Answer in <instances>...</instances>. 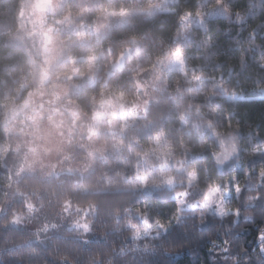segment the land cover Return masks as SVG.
I'll return each instance as SVG.
<instances>
[{
  "label": "trees",
  "instance_id": "obj_1",
  "mask_svg": "<svg viewBox=\"0 0 264 264\" xmlns=\"http://www.w3.org/2000/svg\"><path fill=\"white\" fill-rule=\"evenodd\" d=\"M24 1L0 0V264H236V257L239 258V264H264V252L259 251L260 242L257 240L258 234L264 229V211L257 208L255 213L244 212V216L254 215L255 218L252 222L241 219L238 226L231 225V218L220 221L214 213H209L201 222L197 218L199 210L192 212L186 208L184 212L177 211V194L185 190V174L175 173V186L158 187L151 194L146 193L136 179L145 168L140 153L152 143L151 137L158 133L168 136V147L178 159L185 158L187 147L186 158L190 167L199 170L200 184L188 197L189 203L200 199V194L206 190L209 182H219L232 175L239 177L243 188L248 178L238 170L241 166L247 170L250 165L256 173L264 167L261 162L264 158L253 151L257 140H264V98L256 94L264 91V70L253 62L252 53H248V68L242 74L240 65L244 49L249 47L246 43L248 32L264 22V13L254 12L243 29L234 17L229 19L222 15H210L207 18V32L197 26L193 17L192 26L188 29L192 39L184 47L186 54L191 57L189 69L193 66L203 69L197 75L204 77V89L199 94L188 92L187 88L194 85L185 84L184 77L178 71L167 73L165 83L160 85L162 91L153 92L151 89L153 102L149 118L156 124L151 134L145 128V121L138 120L123 136L100 138L99 144L107 148L109 155L105 160H95L92 171L86 174L73 172L48 176L38 171L17 178L27 157L29 140L7 131V107L4 104L14 90H18V75L29 79L31 89L37 90L41 86L43 73L40 60L42 45L17 24ZM126 1L134 3V0H75L71 6L69 2L58 18L72 8L81 16L70 20L79 28L76 33L62 34V38H69V41H64L65 58L71 61L97 54L100 46L105 47L101 42L111 38L118 42L128 35L138 39L159 37L167 44V49L172 45L176 33L181 31L178 17L184 9L191 8L195 12L202 5V11L210 12L214 4V0H173L162 4L164 12L153 9L154 14L148 15V8L128 9ZM138 1L143 4V0ZM225 2L235 11L237 8L245 9L248 0ZM114 6H121V9H128L130 15L133 14L130 18V15L125 17L126 25L119 23L108 35L100 32L99 39L95 33L89 34L87 30H82L84 24L97 22L94 16L98 10L106 11ZM87 11L90 12L86 14ZM70 14L74 16L73 12ZM261 35H264V29ZM205 42L211 43L210 50L203 46ZM256 43L262 41L258 39ZM109 48L113 46L109 45ZM209 51L214 54L209 55ZM101 54L106 58L104 52ZM256 59L259 60L258 53ZM221 64L223 67H218ZM233 68L236 73L230 74ZM221 75L224 76L223 87L226 91L216 94L210 78L216 77L218 81ZM177 85L183 90L181 94L176 92ZM124 87L122 85L119 89ZM234 94L240 97L238 101L228 99ZM210 95H214L215 100L212 107L208 108L205 105ZM169 97L174 99L170 100ZM157 101L160 103L157 104ZM189 106L193 108V119L189 127L181 129L179 114ZM197 106L201 108L199 118L194 113ZM162 111L171 115L163 129L159 123ZM229 113L236 114L231 128L227 124ZM217 121L220 123L216 125V131L225 135L232 130L240 133L237 143L242 151L240 159L233 162L236 171H231L230 166L218 169L210 155L215 149V141L205 132V126ZM196 124L201 127L197 129L194 126ZM138 137L139 143L136 142ZM193 157L197 159L193 161ZM167 174L169 172L163 173ZM159 177L156 173L155 179ZM251 182H258V178L253 176ZM261 191L264 192V189ZM28 204L33 205L32 210L27 207ZM68 204L83 210L90 208L87 216L90 230L87 233L56 229L40 237L30 226L11 225L14 216L45 225L57 220ZM228 205L231 209H243L244 199L233 198ZM144 209L150 213L151 224L155 225L159 221L169 229L167 234L157 233L156 229L140 240L132 239L129 223L136 224L142 232L143 225L136 212ZM177 216L183 217L179 225ZM156 235L161 238L153 239ZM225 239L230 244L226 246L230 248L228 253L223 252Z\"/></svg>",
  "mask_w": 264,
  "mask_h": 264
},
{
  "label": "rangeland",
  "instance_id": "obj_2",
  "mask_svg": "<svg viewBox=\"0 0 264 264\" xmlns=\"http://www.w3.org/2000/svg\"><path fill=\"white\" fill-rule=\"evenodd\" d=\"M74 1L51 0V5H49L48 0H25L18 17V27L27 31L33 39L42 45L40 60L42 61L43 73L41 86L37 90L31 89L29 79L18 75L17 78L20 81L17 85L18 90H14L11 98L4 104L7 107L5 116L7 131L22 135L23 138L29 140L27 142V157L19 169L17 178L38 171L48 176L73 172L86 174L92 171L95 160H105L107 158L109 151L99 144L100 138L108 135L123 136L129 127L138 120H130L125 124L121 119H113L110 113L113 110L119 111V109H113L107 105L101 107V93H104L105 98H107L109 94L123 92L129 102L136 101L142 104L145 99L149 98L153 102L152 83L160 66L156 65L155 69L152 66L155 64L157 57L162 56L167 47L164 40L155 36L141 38L144 49L139 57L134 54L127 61L124 69L112 77H109L107 73L114 61L113 58L125 46L124 42L130 38V35L121 38L118 42H115L112 38L101 42L105 44V47L104 45L100 46L98 53L95 54L100 59L94 68L90 69L86 58L69 61L65 58L66 46H64V41H69V38H62V34L76 33L79 28L73 25L70 20L77 19L81 15L77 11L74 12L75 8H72L63 17L58 18V16L66 10L69 2L73 6ZM133 2L131 4L126 1L128 9L131 7H138L141 10L148 8L149 12L151 6L152 10L155 9L162 13L164 12L162 4L171 3L173 0H143V4L138 0ZM120 9L121 6H114L106 11L104 9L98 10V13L94 16V20L97 22L95 24H84L82 30H87L89 34L95 33L96 35L97 30H99V34L100 32L102 34L106 32L107 35L111 34L119 23L125 22L122 25H126V19L119 15H105V13L119 11ZM71 12L74 13V16L70 14ZM89 12L87 11L86 14ZM92 12L94 11L92 10ZM49 28L53 29L49 33L53 39L49 45L50 51L46 52L42 43V33L47 32ZM116 33H119V31H116ZM97 38L99 39L100 35ZM109 45L113 46L111 53L108 52ZM102 52L106 54V58H103ZM73 61L77 65L71 67L74 64ZM81 73H84V75L81 76ZM134 75L136 76L135 79H139L145 85L146 95L137 93L134 81H127L132 79ZM144 75H147V77H144ZM69 76L73 79H68ZM122 85H125V87L119 89ZM94 113H99L101 120H94ZM173 154L174 162L178 158H176L175 153ZM144 161L145 168L140 176L148 177V189L144 188L148 194H151L158 187H164L160 185L161 177L165 176L163 173L169 172L167 175L171 176L178 173L175 168L171 171H161L160 161L154 157L147 161L144 159ZM156 173L160 176L159 179H155ZM228 179L216 181L215 183H223ZM178 199H183V197ZM89 213L90 208L83 210L71 207L68 204L57 220L45 225H40L37 222L33 223V221L26 218H19L18 223H12L11 225L14 227L30 226L37 231L40 237L44 233L56 229L76 230L85 234L87 232L78 225L88 224L87 216ZM153 230H156V224H151V230L147 235ZM141 234L145 236L143 231Z\"/></svg>",
  "mask_w": 264,
  "mask_h": 264
},
{
  "label": "snow or ice",
  "instance_id": "obj_3",
  "mask_svg": "<svg viewBox=\"0 0 264 264\" xmlns=\"http://www.w3.org/2000/svg\"><path fill=\"white\" fill-rule=\"evenodd\" d=\"M49 5H51V0H48ZM219 9V12L217 11ZM47 10V9H45ZM264 13V0H248V3L245 5V9L237 8L233 11V8L230 4L226 3L225 0H214V4L211 8L210 12L202 11V5L198 6L193 12L191 8L184 9L179 17L178 23L180 30L173 38V43L167 49L164 50L162 56L157 57L155 64H153V69L156 68V65L160 66L158 72H156L155 79L152 83V91L159 92L162 91L160 85L165 83L166 75L172 71H178L184 77V83L188 85H194L193 87L187 88L188 92H195L199 94L204 89V85L206 83L203 76L197 75V72H202V68L198 66H193L191 69L188 67V61L191 59L186 54L184 44L191 42V36L188 32V29L192 26L191 21L193 17L196 19L197 26L207 32V18L211 15H222L229 19L235 18V22L240 24L242 29L245 25L248 24V21L252 18L254 12ZM154 10L151 9L148 12V15H153ZM105 15H119L121 17H128L130 13L126 9H120L119 11H111L109 13H105ZM58 23H60L58 21ZM125 23V22H122ZM264 29V22L258 24L256 27L251 28V31L248 32L246 43L249 45L248 48L244 49V54L241 57L240 65H241V74L247 70L248 68V53H252L253 62L257 64V66L264 70V35H261V30ZM53 29L49 28L47 32L42 33L44 37V50L46 52L50 51L49 45L52 43V37L49 35ZM97 35H99V30H97ZM261 40L262 43L257 44V40ZM125 46L118 53L115 60L112 62L111 67L107 73L109 77H112L117 72H120L124 69L127 61L131 59V57L135 54L139 57L141 51L143 50V44L141 39L133 36L124 42ZM206 49L210 50L212 48L211 43H204L203 45ZM111 48L108 49V52L111 53ZM257 53L259 54V60L256 59ZM209 51V55H213ZM100 58L96 56L94 53L89 54L86 57V62L91 68H94L96 63ZM167 61V63H165ZM75 63V61H73ZM218 67H223V65H218ZM189 72H191V76H189ZM235 69H230V74H235ZM73 79V77H70ZM215 87L213 88V92L224 93L226 89L223 87L224 76L221 75L218 78L211 77L210 78ZM136 84V89L138 94H147V89L143 83L139 79H134ZM182 89L179 85L176 87V92L178 94L182 93ZM257 95L264 98V91H260L256 93ZM169 99H174L173 97H169ZM228 99L230 101H238L240 97L238 95L229 96ZM215 100L214 95H210L207 97L206 107L211 108ZM160 101H157L159 104ZM101 107L107 105L108 107H112L113 109H119V111L113 110L110 115L113 119H121L128 123L130 120H143L145 121V128L148 130L149 134H151V130L156 128V124L152 122L149 118L150 109L152 107V99H145L142 104L137 103L136 101L129 102L123 92L118 94H109L107 98H105V94L101 93L100 99ZM195 116L199 118L201 116V108L197 106L194 110ZM94 120H101V116L99 113H94ZM171 119V115L168 112H161L159 123L161 129L163 126L169 122ZM193 119V108L189 106L187 110L183 113L179 114V124L181 129L185 127H189L191 121ZM236 119V114L229 113L227 124L228 127H232L233 120ZM220 123L217 121L216 123L209 122L205 126V132L215 141V149L211 151L210 155L212 159L215 161L218 169H225L230 166L231 171H236V166L233 163L234 161H238L240 159L241 149L238 146L237 140L240 137V133L237 130H232L228 132L226 135L216 131V125ZM237 125L240 124L239 120L236 121ZM197 129L201 127V125H194ZM250 135H254L250 133ZM140 137L137 138V143H139ZM152 143L147 145L142 149L140 153L141 158L146 161L150 158H156L160 161L161 171H171L173 168L176 171L185 174L186 176V184L185 190L178 193L179 197H183V199H179L177 201V211L184 212L187 208L192 212H197L199 210L198 219L203 222L209 213H214L216 217L219 218L220 221H224L225 218H231V225L238 226L243 219L245 222H252L255 218L252 216H244V212L255 213L257 208L264 211V192L261 190L264 189V167L260 168L259 172H253L251 170V166L249 165L247 170H244L243 166H241L238 170L243 173L248 178V182L245 183L244 187H241L239 177L237 175H232L228 180H225L223 183H211L209 182L206 186V190L200 194V199H195L191 203L188 202V197L193 194V189H197L200 184V174L199 170L196 168L190 167V162L188 161L187 152L188 149L185 147V158L183 159H175L173 162V152L168 147V136L166 134L158 133L155 136L151 137ZM181 144L183 146V139L181 137ZM264 140H257V144L253 146L254 153L264 158ZM197 159V157H193V161ZM264 163V159L261 161ZM255 176L258 178V182L252 183V177ZM137 182L142 185L146 190L148 189V177L140 176L139 174L136 177ZM160 185L173 187L175 185V176L165 175L160 179ZM234 192V197H233ZM255 193V194H253ZM235 198L236 200L244 199V208L237 207L235 209H231L228 207V204L231 200ZM67 203V202H66ZM27 207L32 210L33 205L28 204ZM136 216L138 220L143 225V235H147L151 230V217L150 213L147 209L138 210L136 212ZM183 217L177 216L176 221L177 225H179L182 221ZM19 217L14 216L12 218V223H18ZM78 227L83 228L85 232L89 231L88 224L78 225ZM129 228L132 229L133 240L142 239V234L140 228L136 224L129 223ZM156 229L157 233L167 234L168 228L161 224L159 221H156ZM153 239H160L159 235L153 236ZM257 240L260 242L259 251L264 252V229L260 231L257 236ZM215 244L216 242L213 241ZM225 247L223 248L224 253L229 252V247H226L229 244V241L225 239L223 241ZM227 259V257H226ZM236 264H239V258L236 257Z\"/></svg>",
  "mask_w": 264,
  "mask_h": 264
},
{
  "label": "clouds",
  "instance_id": "obj_4",
  "mask_svg": "<svg viewBox=\"0 0 264 264\" xmlns=\"http://www.w3.org/2000/svg\"><path fill=\"white\" fill-rule=\"evenodd\" d=\"M52 39H53V38H52ZM42 43H43V45H44V37H43V36H42ZM118 53H119V52H118ZM118 53H117V55H118ZM117 55H116V56H117ZM116 56L113 58L114 60H115ZM141 71H143V69H141ZM83 75H84V73H81V76H83ZM136 75H138V74H136ZM70 77H71V76H69L68 79H70ZM135 78H136V76L134 75V76H133V79H135ZM130 102H131V101H130Z\"/></svg>",
  "mask_w": 264,
  "mask_h": 264
}]
</instances>
